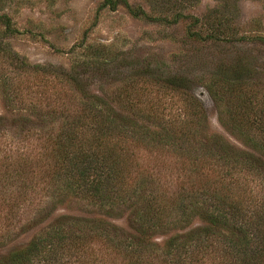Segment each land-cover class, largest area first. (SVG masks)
Returning a JSON list of instances; mask_svg holds the SVG:
<instances>
[{"label": "trees", "instance_id": "obj_1", "mask_svg": "<svg viewBox=\"0 0 264 264\" xmlns=\"http://www.w3.org/2000/svg\"><path fill=\"white\" fill-rule=\"evenodd\" d=\"M119 4L147 16L127 0L101 6ZM0 21L8 23L5 15ZM223 30L216 28L215 37L231 41ZM249 65L236 59L232 76L206 83L212 98H224L226 120L246 140L243 148L220 134L208 142L196 127L204 119L197 110L186 112L181 127L154 130L134 125L96 95L82 100L64 127L41 121L39 130L20 129L19 140L35 139L38 152L11 146L0 133V205L12 213L39 200L30 218L36 229L25 244L0 254V264H264V91L246 79ZM166 82L181 87L185 79ZM157 108L143 115L156 120ZM158 151L177 157L180 178L161 174L152 157ZM76 202L97 210L54 214L56 205ZM122 211L126 227L112 222ZM157 232L165 234L162 246L152 241Z\"/></svg>", "mask_w": 264, "mask_h": 264}, {"label": "rangeland", "instance_id": "obj_2", "mask_svg": "<svg viewBox=\"0 0 264 264\" xmlns=\"http://www.w3.org/2000/svg\"><path fill=\"white\" fill-rule=\"evenodd\" d=\"M127 1L147 16L135 17L122 4L111 10L101 6L103 0H0V15L8 19L0 21V135L11 146L38 152L35 139L19 140L20 129L39 130L41 121L47 128L64 127L82 100L96 95L134 125L154 130L181 127L186 112L197 110L204 119L196 127L208 142L220 134L243 148L246 140L226 120L220 86L212 84L220 94L214 99L206 83L232 76L230 67L240 59L253 68L246 79L264 91V44L257 39H264V0ZM219 26L231 41L215 37ZM178 77L185 79L181 87L166 82ZM151 105L158 106L153 121L143 115ZM160 151L152 157L161 174L175 181L181 163ZM149 171L155 176L157 169ZM38 203L19 204L12 213L0 205V254L29 240ZM67 206L71 210L56 205L54 214L97 210L82 202ZM126 215L122 211L112 222L126 227ZM164 240L159 232L152 237L160 246Z\"/></svg>", "mask_w": 264, "mask_h": 264}]
</instances>
